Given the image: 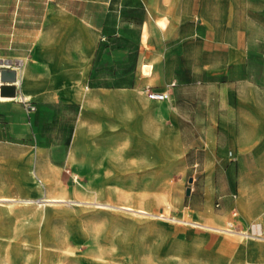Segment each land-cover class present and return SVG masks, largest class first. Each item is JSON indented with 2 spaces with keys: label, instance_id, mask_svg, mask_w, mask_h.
<instances>
[{
  "label": "rangeland",
  "instance_id": "1",
  "mask_svg": "<svg viewBox=\"0 0 264 264\" xmlns=\"http://www.w3.org/2000/svg\"><path fill=\"white\" fill-rule=\"evenodd\" d=\"M144 1L148 29L139 46L134 40L143 11L136 0H113L130 6L119 22H114L112 2L107 9L101 0H0V64L5 65L0 69L20 67L19 57L25 53L41 74L71 76L47 86V75L41 78L39 72L42 88H28L34 97L0 102V196L15 198L0 204V264L264 262V239L214 232L179 220H199L205 213L222 216L226 225L232 208L226 201L220 208L213 206L219 193L237 194L236 230L263 220L264 107L249 114L256 132L252 135L263 142V156L251 167L254 191L245 197L237 174L240 154L251 146L216 144L217 135L232 142L235 122L217 126L213 120L209 128L202 121L201 104L208 86L217 89V79L223 82L219 73L264 77V0ZM60 6L88 23L91 59L97 53L102 59L83 60L74 77V60H36L34 55L46 9ZM161 15L167 23L162 31L154 24ZM95 23H118L125 32H95ZM177 28L175 40L161 42ZM210 34L230 45L219 52L202 38ZM237 38L246 45L245 61L235 64ZM107 42L127 47L130 57L104 60ZM141 63L151 65L150 76L141 74ZM171 82L164 101L148 98L147 88L160 90ZM17 86L18 93L24 91ZM87 93L99 95V100L84 105ZM148 102L158 105V111L147 112ZM79 124L83 131L77 148L73 137ZM159 128L170 131L177 162L151 147L159 139ZM187 187H192V194L186 193ZM44 195L64 200L38 202ZM96 201L131 203L153 213L168 202L177 220L98 206ZM193 202H201V212H194Z\"/></svg>",
  "mask_w": 264,
  "mask_h": 264
},
{
  "label": "crops",
  "instance_id": "2",
  "mask_svg": "<svg viewBox=\"0 0 264 264\" xmlns=\"http://www.w3.org/2000/svg\"><path fill=\"white\" fill-rule=\"evenodd\" d=\"M106 1V8L108 9L110 5L109 3L112 2L111 11L114 12L115 21L119 22L122 18H120L121 12L124 11L125 7H130L129 5H116L113 0H101ZM137 4L141 8V11H143V17L140 24V29L137 31V39L134 41L140 46L141 42H145L147 38V29L148 25L145 18V11H147V7L144 0H136ZM133 7V6H132ZM130 9V8H129ZM49 11L57 12L59 15H63L64 20H47L46 13ZM130 11V10H129ZM164 17L163 15H161ZM157 16V17H161ZM154 18V24L155 19ZM165 18V17H164ZM128 24L132 25L130 19H128ZM166 20V19H165ZM86 21L83 19V17L78 14L76 11L68 9L65 6H60V9H56L53 7H49L46 9L44 14V20L42 24V33L38 38L37 46L34 49V55L37 58L36 60H74L73 66V77L75 76V70H78V67L82 65L81 60H100L97 59L98 53L94 54L93 59H91V54L93 51V39L91 36V32L89 30V27L86 25ZM120 24H104L103 23H95V32L103 33H111L113 34H119L120 32H125L122 30L119 26ZM157 26V25H156ZM167 26V23H166ZM160 28L157 26L161 31L166 28ZM179 28L173 30L171 34L167 35L166 37L161 39V42L167 43L168 41L175 40L178 37ZM104 39V37H101ZM204 41H209L214 43V46L218 48L219 52L226 47L227 43L229 44L228 40L215 37L214 34H210L202 37ZM234 51H233V62L235 64L243 63L245 60H243V48L246 47V45L241 44L242 40L235 39L234 41ZM49 43V45H48ZM48 45V46H47ZM230 45V44H229ZM97 49V48H96ZM105 54L104 60H127L130 57V51L125 46H115L112 47L110 45V42H107L106 45L103 47ZM19 60H27L28 64V72L31 74V78H36V74L39 73V66L36 64H33L29 62V56H27L25 53H23ZM102 60V59H101ZM228 62L232 60H226ZM225 61V62H226ZM1 65V64H0ZM146 66V70L148 74H143L144 71L143 68ZM33 67V70L32 68ZM16 67L10 68L14 69L16 71V77H17V70ZM140 71L141 74L144 76H150L151 75V65L149 63H141L140 64ZM40 76L46 74H41ZM33 75V76H32ZM220 77L223 75V82L221 81V78L217 79L218 87L217 89H211L210 86H208L207 90H205L204 99L202 101V107H203V117L202 121L207 122V126L209 128H212L213 120L216 121L217 126L221 122H227V121H234L235 122V135L232 139V142L222 140L221 137L217 135L216 137V144H234V145H250V149L246 153L240 154V160H241V167L239 168L237 176L240 178L239 187L241 190V193L243 196L247 195L248 193H251L254 191L253 186H251L250 177L252 176V170L251 167L255 166L257 164V160H259L263 156L262 148L259 144L263 143L261 140H258L257 137H254L252 134L256 133L253 131V126H251V117L249 116L250 113L258 111V108L264 107V77L261 76V78H255L252 74L250 76H243L239 75L237 73L231 74V73H219ZM42 76L41 78H43ZM71 76H67L65 72H59V73H53L52 75H47V77L43 78L46 79L45 81H62L70 79ZM74 79V78H73ZM15 82V81H14ZM14 82L5 83V84H12L14 86V95L8 96V97H14L16 93V88L18 86L16 84H13ZM2 84V83H0ZM169 84V83H168ZM165 85V88L167 85ZM208 84L210 85V81H208ZM164 88V89H165ZM169 87V93L170 89ZM153 89V88H152ZM157 90V89H155ZM161 90V89H160ZM20 93V92H19ZM0 102H11V101H0ZM16 102V101H14ZM19 102V101H18ZM211 121V122H210ZM255 145L254 147H252ZM255 151V152H254ZM238 152V151H236ZM229 155L232 154L231 151L228 153ZM195 164V163H193ZM193 189L190 187L189 194H192ZM231 194H235V197L232 198ZM218 196H221L220 200V208L223 203V201L228 202V207L235 208L236 206L234 204L237 194L236 193H230V194H222L219 193L215 196L214 202L217 199ZM229 197V201L228 198ZM246 197V196H245ZM213 202V206H214ZM201 202H193L192 208L194 212H201ZM215 207V206H214ZM237 210V209H236ZM199 216V215H198ZM250 216V214H249ZM263 220L249 225L247 228L251 233L254 234H263L264 235V217ZM235 220V219H234ZM247 229V230H248ZM244 230V229H241ZM245 230V231H247Z\"/></svg>",
  "mask_w": 264,
  "mask_h": 264
},
{
  "label": "bare ground",
  "instance_id": "3",
  "mask_svg": "<svg viewBox=\"0 0 264 264\" xmlns=\"http://www.w3.org/2000/svg\"><path fill=\"white\" fill-rule=\"evenodd\" d=\"M46 18H47V20H54V19L55 20H60V21L64 20L63 15H59L57 12H53V11L47 12L46 13ZM155 23L160 28H164L166 26V20L162 16L161 17H157L155 19ZM20 61H21L20 62V67L15 68L17 70V77L15 78V82L14 81L1 82V80H0V83H2V84H0V86L1 85H6L12 91V93H9V94H1V89H0V101H23V100H27V99H30V98L34 97V93L31 92V91H28V88L36 87V86H37V88H39V90H40V88H42V86H41L42 84L41 85L38 84L36 78H33V79L31 78V74L28 72L27 60H20ZM81 61H83V60H81ZM0 66H5V65L1 64ZM145 68H146V66L143 68L144 71L142 73L143 74H148L147 71H145L146 70ZM15 74H16V71H15ZM10 82H14L13 84H16V85H22L24 87L23 88L24 91H21L20 93H16V95L14 97H8V96H13L14 95V86L12 84H5V83H10ZM55 82L56 81H54V80L53 81H48V83H46V84H47V86H53ZM31 84H32V86H31ZM26 89H27V91H26ZM84 99L85 100H84L83 104L88 106L89 104H91V103H93L95 101H98L99 100V95L97 97L94 93H87L85 95ZM157 102H159V101H157ZM145 105L146 106L144 108L149 113L152 112L151 110H153V109H155V111H158L157 110L158 107H159L158 105L150 104L149 102L146 103ZM124 123H126V122L124 121ZM81 128L82 127L79 124L77 126L76 130H75L74 137H73V144H75V146H77V148H78V145L80 144L81 131H83V130H81ZM152 129L154 130V128H152ZM135 132H138V131L135 130ZM156 132L159 135V139L158 140L156 139V141H154V142H156L155 146H151V147L158 154L164 156L165 158L167 157V159L169 161H171L173 163L177 162L178 161V157H177V153L174 151V147L172 146V137L170 135V131L167 130V129L159 128V129H156ZM77 148H76V150H77ZM147 158H148V156H147ZM153 162L154 161H152V163ZM155 165H157V164H155ZM123 198H124V196H123ZM23 200L24 201H29L30 199H23ZM61 200H64V199L59 198V197H55V196H48V195H44L42 198L37 199V201L40 202V203L48 202V201H61ZM12 201H15V198L10 197L8 195H1L0 196V204H10ZM73 201H80V200L74 199ZM108 201H112V200H108ZM85 202H89V201H85ZM95 203L98 206L110 207V208L119 207V208H122V209H126V210H131V211H136V212H140V213H143V214H147V215H150V216H153V217H156V218H162V219H165V220H170V221L171 220L172 221L173 220H177V218L174 217L169 212V210H168V208H169L168 202L165 203V206L161 207L160 212H157V213H153L151 210H149L147 208H144V207H142L140 205H132L131 203H125V202L124 203L123 202L112 203V202L96 201ZM179 220H181L185 224L186 223H190V224H192L194 226H199V227H202V228H204L206 230H210V231H214V232L238 234V235L247 236V237H250V238L264 239V235H262V234H254V233H251V232L245 231V230H236V229L230 230L226 225H222V223H221L222 216L216 217L214 215H209V214H205L204 213V214H201V218L199 220L195 219V220H193L191 222L187 221V220H185L183 218L179 219ZM1 234L2 233H0V236H1ZM261 264H264V262H262Z\"/></svg>",
  "mask_w": 264,
  "mask_h": 264
},
{
  "label": "built area",
  "instance_id": "4",
  "mask_svg": "<svg viewBox=\"0 0 264 264\" xmlns=\"http://www.w3.org/2000/svg\"><path fill=\"white\" fill-rule=\"evenodd\" d=\"M173 85H174V82H171L167 85V87L165 89H161V90H155L152 88H150V89L147 88L146 94H147L148 98H150L152 100L161 101V100L166 99L169 96V87H171ZM231 197L234 198L235 194H231ZM220 200H221V196H218L214 202L215 207H219ZM236 216H237V210L235 208H232L231 218L226 221V226L230 230L236 229V224H234V219L236 218Z\"/></svg>",
  "mask_w": 264,
  "mask_h": 264
},
{
  "label": "water",
  "instance_id": "5",
  "mask_svg": "<svg viewBox=\"0 0 264 264\" xmlns=\"http://www.w3.org/2000/svg\"><path fill=\"white\" fill-rule=\"evenodd\" d=\"M15 78H16V74H15V71L13 69H5V68L0 69V80H1V82L15 81ZM0 89H1V94L12 93L10 88L6 85H1ZM189 192H190V188L187 187L186 193L189 194Z\"/></svg>",
  "mask_w": 264,
  "mask_h": 264
}]
</instances>
